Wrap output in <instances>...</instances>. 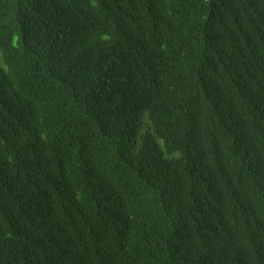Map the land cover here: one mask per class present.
<instances>
[{
  "label": "trees",
  "instance_id": "trees-1",
  "mask_svg": "<svg viewBox=\"0 0 264 264\" xmlns=\"http://www.w3.org/2000/svg\"><path fill=\"white\" fill-rule=\"evenodd\" d=\"M0 264H264V0H0Z\"/></svg>",
  "mask_w": 264,
  "mask_h": 264
}]
</instances>
